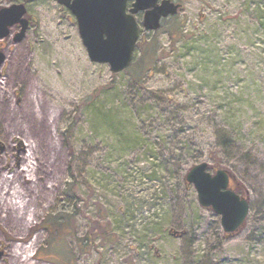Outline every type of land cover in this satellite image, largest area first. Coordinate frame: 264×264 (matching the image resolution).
Masks as SVG:
<instances>
[{
    "label": "rangeland",
    "instance_id": "374dc122",
    "mask_svg": "<svg viewBox=\"0 0 264 264\" xmlns=\"http://www.w3.org/2000/svg\"><path fill=\"white\" fill-rule=\"evenodd\" d=\"M177 1L181 9L157 31L141 27L138 42L155 38L159 53L139 88L124 71L89 59L75 17L56 0H0L23 3L32 22L21 41L13 42L15 26L0 39L10 107L21 106L20 87H28L9 84L25 56L38 96L29 130L35 138L43 132L39 106L59 147L49 150L59 166L46 184L53 183L48 205L28 226L0 213V264L15 245L31 246L32 264H264V0ZM176 24L182 37L174 42L167 28ZM71 55L84 61H66ZM140 55L136 47L132 62ZM26 143L0 131V171L18 163ZM201 162L212 174L214 166L228 170L249 198L246 225L233 236L185 181ZM173 212L186 225L169 220ZM61 213L73 216L75 237L59 236L49 253L43 224Z\"/></svg>",
    "mask_w": 264,
    "mask_h": 264
},
{
    "label": "water",
    "instance_id": "95a60500",
    "mask_svg": "<svg viewBox=\"0 0 264 264\" xmlns=\"http://www.w3.org/2000/svg\"><path fill=\"white\" fill-rule=\"evenodd\" d=\"M56 1L75 17L89 59L108 64L112 74L131 65L139 39L137 13L143 12L142 27L145 30L156 31L161 26V19L177 14L181 7L171 0ZM129 1L131 6L128 8ZM31 23L23 3L0 7V39L9 37L15 26L19 30L13 36V42L21 41ZM4 60L5 55L0 51V68ZM230 180L235 179L229 171L220 167L212 174L206 162L193 165L185 175V181L196 190L199 204L220 216L223 232L228 237L245 227L249 213L247 194L238 195L230 188Z\"/></svg>",
    "mask_w": 264,
    "mask_h": 264
},
{
    "label": "bare ground",
    "instance_id": "6f19581e",
    "mask_svg": "<svg viewBox=\"0 0 264 264\" xmlns=\"http://www.w3.org/2000/svg\"><path fill=\"white\" fill-rule=\"evenodd\" d=\"M65 60L69 62L84 61L81 56L76 55L68 56ZM28 64L25 56H21L14 64L15 75L9 82V84L28 82L26 91L20 87L21 106L10 107L5 91L8 88L7 81L0 80V131L6 137L11 133L23 135L27 141L19 155L18 165L16 162L7 163L0 171V213H4V221H9L12 226H28L32 218L48 205V199L53 191V183L49 187L46 184L47 181L56 179L58 168L55 166H59V163L56 164L55 158L53 160H50L51 157L49 158V150L51 153V150H59V147L57 148L53 144L54 142L49 136L48 127H46V123H43L45 119L41 117L44 113L39 106L37 113L40 116L37 124L39 126L43 124V132L35 138L29 130L30 123L34 119L32 105L38 96L32 93L31 88L29 89L31 71ZM90 74L92 77V69H90ZM56 118V115L51 117L53 122ZM43 133H45L44 137L41 135ZM5 170H11L13 175L6 176ZM179 218V214L175 212L169 216V220L174 224H184ZM182 232L184 234V231ZM29 247L31 248L29 245H15L9 252L5 249L6 262L4 264H32L30 263L31 256L27 254ZM168 251H163L166 257H168ZM168 260L166 264H174V260Z\"/></svg>",
    "mask_w": 264,
    "mask_h": 264
},
{
    "label": "trees",
    "instance_id": "16d2710c",
    "mask_svg": "<svg viewBox=\"0 0 264 264\" xmlns=\"http://www.w3.org/2000/svg\"><path fill=\"white\" fill-rule=\"evenodd\" d=\"M167 31L169 32L170 36L172 37L173 41L175 42L176 40H178L179 38L182 37L181 35V26L179 27L177 24L174 25V27L167 28ZM137 49L141 52V55L139 56L137 61H133L131 66L126 69L124 71V73H127L130 75V77L133 79V82L139 87L142 88L143 87V77L146 73H150L151 69L153 68L154 62L156 60V56L159 53V49L157 46V40L154 38L153 40H150L148 42H143V43H139L137 42ZM111 86V84H108L107 87L109 88ZM156 92H153V95H156ZM89 100L90 98H86L83 101L84 106H88L89 104ZM214 168H220L217 166H214ZM73 180L70 181V183L68 184V188H67V192H69V190L71 189L73 191ZM231 187L232 189H234L235 192H238L239 194H241L243 191L241 189L240 184L236 183L235 180L231 181ZM243 194V193H242ZM241 194V195H242ZM67 195H69V193H67ZM73 216L69 213H61L59 216L57 217H52V219L48 222V224H43V229L47 230L48 233L50 234V242L48 243V251L50 253V251H53V249L55 248V244H54V240H57V238L61 235H70L71 237H75L71 232H69L70 230V220ZM63 219V220H61ZM62 239V238H61ZM78 241V245L80 247V249L82 251H86L87 246L89 247V245L87 244V246L84 245V241H86L85 238L79 239L77 238ZM66 252L68 253L69 251H66L64 249L63 253L61 255V259L63 261V263H66V260H70L69 257L67 256ZM56 253H60V252H56ZM66 254V255H65ZM52 261V260H51ZM53 262V261H52ZM56 263V262H55Z\"/></svg>",
    "mask_w": 264,
    "mask_h": 264
},
{
    "label": "flooded vegetation",
    "instance_id": "af4514ba",
    "mask_svg": "<svg viewBox=\"0 0 264 264\" xmlns=\"http://www.w3.org/2000/svg\"><path fill=\"white\" fill-rule=\"evenodd\" d=\"M160 1H161V0H159V2H160ZM171 1H173L174 3H178V4L181 5V3L178 2L177 0H171ZM130 6H131V1H129V2L127 3V7L129 8ZM181 7H182V5H181ZM181 7H180V9H181ZM170 17H173V16L165 17V18L161 19V22H162L164 19H166V18H170ZM135 18H136V21H137V23H138V26H139V33H140V31H141V27H142L143 12H139V13H137V14L135 15ZM146 32H155V31H146Z\"/></svg>",
    "mask_w": 264,
    "mask_h": 264
}]
</instances>
